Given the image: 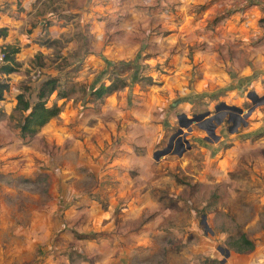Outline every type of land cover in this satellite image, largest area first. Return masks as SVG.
Returning <instances> with one entry per match:
<instances>
[{
    "label": "rangeland",
    "instance_id": "374dc122",
    "mask_svg": "<svg viewBox=\"0 0 264 264\" xmlns=\"http://www.w3.org/2000/svg\"><path fill=\"white\" fill-rule=\"evenodd\" d=\"M74 1L70 5L69 0H35L36 15L57 14L65 5L81 11L92 3ZM156 1L154 21L166 23V28L142 29L146 15L137 16V24L131 16L129 28H140L139 33L130 28L129 39L142 45L132 62H86L89 25L80 14H58L71 24L68 31L58 40L48 39L45 50L19 71L9 77L0 74V81L9 86L0 101V264H264V17L251 16L245 30H229L226 13L199 16L202 25L194 24L196 19L180 24L173 0ZM166 9L174 14L168 16ZM102 19L101 15L98 21ZM111 34L123 38L120 31ZM163 38L167 40L158 43ZM49 78L58 79L68 93L66 99L57 100L56 94L49 99L61 112L35 136L20 138L19 124L27 113L15 110L16 96L25 93L34 102L39 86ZM117 78L125 88L101 100L91 97L92 91ZM250 93L262 100L260 105L247 117L239 115L235 124L225 114L215 129L217 141L193 125L190 133L183 129L190 150L181 157L169 154L159 159L181 191L175 199L159 197L163 219L153 222L147 217L153 233L146 232L138 241L129 235L109 241V235L125 227L119 223L121 206H115L114 193L110 196L108 191L88 196L102 199L88 208L86 218L75 211L78 196L93 185L86 180V163L77 162L66 142L69 127L60 125L79 113L82 104L90 103L93 109L102 104L107 118L102 134L119 141L123 136L147 137L144 121H127L126 112L132 105L144 110L148 98L156 111L147 126L157 131L155 149L160 151L179 128L178 114H214L220 103L247 111L253 106ZM114 108H119V120ZM112 121L117 122L114 128L109 127ZM254 145L259 148L248 151ZM76 168L82 176H72ZM79 220L82 233L74 229ZM138 226L126 224L134 236L142 230ZM242 234L254 243L250 253L238 254L231 246Z\"/></svg>",
    "mask_w": 264,
    "mask_h": 264
},
{
    "label": "crops",
    "instance_id": "0c3cea01",
    "mask_svg": "<svg viewBox=\"0 0 264 264\" xmlns=\"http://www.w3.org/2000/svg\"><path fill=\"white\" fill-rule=\"evenodd\" d=\"M69 2L70 5H73L75 1L69 0ZM91 2L87 7L86 4L82 6L81 11L78 7L68 9L65 5L59 9L57 14L48 12L45 15H36L38 4H35V0H0V48L7 46L18 48L19 51L15 58L19 64L17 69L19 71L20 65L23 67V64L29 59H34L35 54L45 50V42L47 43L48 39L50 41L58 40L68 31L71 24L68 25L62 21L57 16L58 14L70 16L80 14L83 21L89 25V33L92 36L87 40L90 50L86 55V62L119 63L125 61L129 63L135 59L142 46L139 40L130 41L129 39L128 32L132 29L139 33L140 28L137 25L129 28L128 20L131 19V16H134L132 24H137V16L146 15V19L143 21L146 27L143 26L142 29H154L157 26H161L162 29L166 28V23H155L154 21L156 13L153 7L158 3L156 0H121L119 2L108 0L106 6L100 4L99 0H91ZM166 2L171 4L172 0H164L163 3ZM173 3L178 11L177 16L180 24L191 23L196 19L194 24L202 25L201 16L207 18L210 15L226 13L229 16L226 19L227 25L230 26L229 30L238 28L245 30L251 16L258 14V16L264 17V0H173ZM165 13H168V16L174 14H171L167 9ZM101 15L103 19L99 22L98 19ZM112 31L122 32L123 38L116 39L111 34ZM166 40L158 39V43L162 42L163 44ZM215 69L216 67L212 66V72H215ZM243 70L246 69L243 68ZM247 71H250L249 67ZM144 102V110L139 108L140 105H132L126 112V116L129 118L127 121L142 119L145 124L142 126V131L146 133L147 137L129 138L123 136L118 137L119 141H117L112 135L102 134V123L104 126L107 124L104 121L107 118L102 110V104H98L94 109L90 103L82 104L79 113L68 116L67 120L62 121L66 127L63 124L60 125L65 130L69 127L67 130L69 131L68 141L66 142L74 149L77 162L86 163V180L89 179L87 181L93 185V188L86 190V194L82 193L78 196V202L75 204L77 207L75 211H78V215L86 218L88 208L98 205V201L102 199L100 194L98 199L94 197L95 195L90 198L88 196L92 193H101V191L103 193L108 191L110 196H113L114 193L112 198L115 201V206H121L118 215V217L120 216L119 223L125 229H120L118 235H109L107 237L109 241H112V236L115 242L123 241L127 235L131 239L135 238L136 241L141 240L146 232H152L151 226L147 225V217L149 220L153 219V222L158 218L163 219L164 212L160 211L163 203L159 197L161 196L165 200L175 199L181 191V185H176L175 179L160 166L165 161L160 162L154 158L155 153L158 152L155 147L159 143V136L157 131L154 134L152 129L147 126V122L152 118V113L156 109L152 103H149L148 98H144ZM86 106L89 107L87 111ZM122 106L123 103L120 104V107ZM145 110L146 112H142ZM83 111L84 113H82ZM89 112L90 115L86 117ZM112 113L119 120L118 117H121L119 108H114ZM116 123L110 122L109 127H116ZM255 148L258 149L259 145L248 146V151ZM76 171L72 176L78 172L80 175L77 177L82 176L83 172L80 168H76ZM76 181L79 182L78 179ZM161 192L164 193L161 195ZM154 196L157 201L154 200ZM143 220L145 223L142 222ZM136 222L139 223L137 229L141 228L142 230L137 236H134V230L126 227V224L133 225ZM81 224L82 220L76 222L74 229H78L80 230L78 232L82 233ZM103 235L105 236V234Z\"/></svg>",
    "mask_w": 264,
    "mask_h": 264
},
{
    "label": "trees",
    "instance_id": "16d2710c",
    "mask_svg": "<svg viewBox=\"0 0 264 264\" xmlns=\"http://www.w3.org/2000/svg\"><path fill=\"white\" fill-rule=\"evenodd\" d=\"M2 49L5 53V63L0 67V74L9 76L15 73L19 67L15 58L19 50L13 46H7ZM125 87L126 84L120 78H117L110 85L100 86L92 91L91 97L96 100H101L103 97L109 96ZM8 89V84L5 81H0V101L4 99V95ZM53 94H56L57 100L68 97V93L60 88L59 81L56 78H49L39 86L34 102H30L26 98L25 93L16 96L15 110L23 115L27 113L25 116H22L19 124L20 138L35 136L41 128L58 117L61 112L60 107L55 103H49V99ZM231 246L238 254L250 253L255 247L254 243L245 234H242Z\"/></svg>",
    "mask_w": 264,
    "mask_h": 264
},
{
    "label": "water",
    "instance_id": "95a60500",
    "mask_svg": "<svg viewBox=\"0 0 264 264\" xmlns=\"http://www.w3.org/2000/svg\"><path fill=\"white\" fill-rule=\"evenodd\" d=\"M251 102L252 107L247 110L243 111L242 109H239L234 106H227L224 103H220L219 105L215 106V113L211 114L210 112L201 113L198 115H193L191 118L187 117L185 114H179L177 116L178 120V130L175 134H173L170 139L168 140L167 146L156 152L154 155L155 160H159L163 156L173 154L177 155L178 157H181L183 153L190 150V143L186 139V133H184L183 129L186 130L187 133H190L192 131V126H196L200 128L201 130H204L207 134V136L213 137L215 141H217L218 137L215 135V129L216 127L222 122V117L224 116V113H228V122L232 121L233 124L236 123L237 120H239V115H244V117L249 116L256 106L260 105L261 99L258 98L254 93H250L247 96ZM220 110H224L225 112L222 114V116L218 115V112ZM201 122H205L209 125V127H203ZM177 137V139H176ZM176 139L177 142V148L173 152H171V147L173 141ZM179 148V150H178Z\"/></svg>",
    "mask_w": 264,
    "mask_h": 264
},
{
    "label": "built area",
    "instance_id": "2783aa9c",
    "mask_svg": "<svg viewBox=\"0 0 264 264\" xmlns=\"http://www.w3.org/2000/svg\"><path fill=\"white\" fill-rule=\"evenodd\" d=\"M5 63V53L2 48H0V67Z\"/></svg>",
    "mask_w": 264,
    "mask_h": 264
},
{
    "label": "flooded vegetation",
    "instance_id": "af4514ba",
    "mask_svg": "<svg viewBox=\"0 0 264 264\" xmlns=\"http://www.w3.org/2000/svg\"><path fill=\"white\" fill-rule=\"evenodd\" d=\"M221 111H223V110H221ZM222 114H223V113L218 112V115H219V116H222ZM225 114L228 115V113H224V116H225ZM227 118H228V117H227ZM217 140H218V139H217ZM176 148H177V144H176Z\"/></svg>",
    "mask_w": 264,
    "mask_h": 264
}]
</instances>
